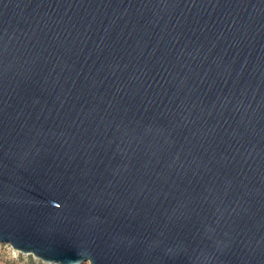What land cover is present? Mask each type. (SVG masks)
<instances>
[{
  "label": "water",
  "instance_id": "1",
  "mask_svg": "<svg viewBox=\"0 0 264 264\" xmlns=\"http://www.w3.org/2000/svg\"><path fill=\"white\" fill-rule=\"evenodd\" d=\"M0 245L264 264V0H0Z\"/></svg>",
  "mask_w": 264,
  "mask_h": 264
},
{
  "label": "rangeland",
  "instance_id": "2",
  "mask_svg": "<svg viewBox=\"0 0 264 264\" xmlns=\"http://www.w3.org/2000/svg\"><path fill=\"white\" fill-rule=\"evenodd\" d=\"M0 264H44L31 255H23L14 251L9 245H0ZM89 264V262L82 263Z\"/></svg>",
  "mask_w": 264,
  "mask_h": 264
}]
</instances>
